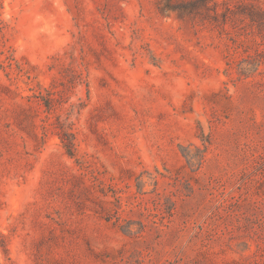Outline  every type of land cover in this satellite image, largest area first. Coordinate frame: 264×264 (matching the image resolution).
<instances>
[{
    "label": "rangeland",
    "instance_id": "obj_1",
    "mask_svg": "<svg viewBox=\"0 0 264 264\" xmlns=\"http://www.w3.org/2000/svg\"><path fill=\"white\" fill-rule=\"evenodd\" d=\"M0 264H264V0H0Z\"/></svg>",
    "mask_w": 264,
    "mask_h": 264
}]
</instances>
